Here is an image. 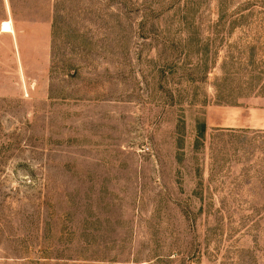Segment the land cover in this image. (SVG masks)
<instances>
[{
	"label": "rangeland",
	"instance_id": "1",
	"mask_svg": "<svg viewBox=\"0 0 264 264\" xmlns=\"http://www.w3.org/2000/svg\"><path fill=\"white\" fill-rule=\"evenodd\" d=\"M0 264H264V0H0Z\"/></svg>",
	"mask_w": 264,
	"mask_h": 264
},
{
	"label": "built area",
	"instance_id": "2",
	"mask_svg": "<svg viewBox=\"0 0 264 264\" xmlns=\"http://www.w3.org/2000/svg\"><path fill=\"white\" fill-rule=\"evenodd\" d=\"M2 30L10 32L13 30V24L11 20H6L1 25Z\"/></svg>",
	"mask_w": 264,
	"mask_h": 264
}]
</instances>
